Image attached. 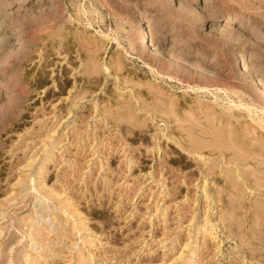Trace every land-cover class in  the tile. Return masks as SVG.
Segmentation results:
<instances>
[{
  "label": "rangeland",
  "instance_id": "obj_1",
  "mask_svg": "<svg viewBox=\"0 0 264 264\" xmlns=\"http://www.w3.org/2000/svg\"><path fill=\"white\" fill-rule=\"evenodd\" d=\"M192 2L0 0V264H264V0Z\"/></svg>",
  "mask_w": 264,
  "mask_h": 264
},
{
  "label": "bare ground",
  "instance_id": "obj_2",
  "mask_svg": "<svg viewBox=\"0 0 264 264\" xmlns=\"http://www.w3.org/2000/svg\"><path fill=\"white\" fill-rule=\"evenodd\" d=\"M48 1H52V0H48ZM169 1H172V0H169ZM183 1V0H182ZM191 1H196V0H191ZM163 2V1H162ZM192 2V3H193ZM155 3V2H154ZM173 3H174V1H173ZM165 4V3H164ZM180 4V3H179ZM179 4L178 5H175L177 8H179L180 9V7H178L179 6ZM186 4V3H185ZM185 4L183 5V4H181V5H183V6H185ZM202 4H203V14L201 15H199V13L197 12V9L196 8H189L190 6H188V7H184V9L185 8H187L185 11H184V13L185 14H188V15H190V16H196L197 18H204V17H208L210 14H208V13H206V12H208V10L210 9V8H212V6L214 5L213 4V2H212V0H202ZM152 5H153V3H152ZM172 5V4H171ZM160 6H162V4H160ZM183 6H181V8L183 7ZM52 7V6H51ZM164 7V6H163ZM172 7V6H171ZM191 7H193V6H191ZM195 7V6H194ZM50 8V7H49ZM160 8V7H159ZM165 8V7H164ZM167 8H168V5H167ZM166 9V8H165ZM176 9V8H175ZM178 9V10H179ZM50 10H52V9H50ZM80 10V9H79ZM16 11V10H15ZM20 11V10H19ZM52 11H54L55 13H56V11H57V8L55 9V8H53V10ZM51 11V12H52ZM81 11V10H80ZM79 11V12H80ZM85 11V10H84ZM179 11H181V10H179ZM199 11V10H198ZM18 12V11H17ZM48 12H50V11H48ZM173 12V11H172ZM178 12V11H177ZM182 12H183V9H182ZM156 13V12H155ZM175 13V12H174ZM180 13V12H179ZM16 14V13H15ZM53 15V14H52ZM56 15V14H55ZM157 15V14H156ZM184 15V14H183ZM182 15V16H183ZM216 16H219L218 15V13H216V12H214L213 13V16H211V18L212 19H215L216 18ZM210 17V16H209ZM225 18H226V22L228 23V26L226 27V29L225 28H223V30H224V32L226 33H224L225 35H231V37L232 36H234L235 34H234V32L236 31V27L234 26V25H236V24H239V26L237 27V28H243V27H245L246 26V23L247 22H245V21H242V20H239L238 19V16L237 15H232V14H230V13H225V16H224ZM210 18V19H211ZM184 19H185V17H184ZM147 21H150V19H147ZM175 21V20H174ZM173 21V22H174ZM201 21V20H200ZM20 22V21H19ZM176 23V22H175ZM143 24V23H142ZM178 24V23H177ZM149 27V26H148ZM146 28L147 30L146 31H143L142 29L144 28V26H141V24L139 25V30L140 31H142V33H141V36H140V39L139 40H141V42H140V44H139V49H140V53H143V54H145L146 55V57L147 56H149V58L151 57V59H152V57L154 58V57H156V58H159V59H163V60H169V58H170V56L168 55V54H164L163 52H161V47H162V45H163V43H165L164 41L166 40V37H163L162 39V42H155V40H156V37H155V35H154V33L149 29V28ZM178 29V28H177ZM179 29H180V27H179ZM33 31H34V29H33ZM174 31V30H173ZM178 31V30H177ZM177 33V32H176ZM179 33V32H178ZM209 33V32H208ZM239 33L241 34V31H239ZM138 35V34H137ZM172 35V34H171ZM177 35V34H176ZM179 35V34H178ZM237 35H239V34H237ZM170 36V35H169ZM222 36V35H221ZM169 38V37H168ZM177 38H178V36H176L175 38H173V39H171L170 40V42H172L173 44H172V46H176V44H177ZM228 38V37H227ZM250 39V38H249ZM252 39V38H251ZM167 41H169V40H167ZM216 41V40H215ZM218 41V40H217ZM258 41H259V43H258ZM253 42L254 43H258V44H264V36L260 33V34H258L257 35V37L256 38H254L253 39ZM21 44L22 45H20V46H23V44H24V42H22L21 41ZM27 44V43H26ZM261 45V46H262ZM23 48H25V46L23 47ZM263 48V47H262ZM22 49V47H20V50ZM28 49V48H27ZM6 50V49H5ZM11 50V49H10ZM9 50V51H10ZM15 50V49H14ZM17 50V49H16ZM264 50V49H263ZM15 52V51H14ZM18 52H19V49H18ZM23 52H25V51H23ZM21 53H22V50H21ZM4 54V53H3ZM10 54V53H9ZM16 54H18V53H16ZM15 54V55H16ZM2 55V54H1ZM5 55V54H4ZM7 55V57L9 56L8 54H6ZM24 55V54H23ZM11 56H13V55H11ZM254 56V55H253ZM19 57H21V56H19ZM24 57V56H23ZM6 58V57H5ZM11 58V57H10ZM155 58V59H156ZM253 57H250L247 61H250L251 59H252ZM1 59V58H0ZM3 59V58H2ZM7 59V58H6ZM5 59V60H6ZM19 59V58H18ZM148 59V58H147ZM171 59V58H170ZM180 59V58H179ZM218 59V58H217ZM220 59V58H219ZM8 60V59H7ZM15 60V59H14ZM13 60V61H14ZM4 61V60H3ZM175 61V60H174ZM177 61V60H176ZM246 61V60H245ZM245 61L243 60V59H241L240 60V63H238L237 64V69H238V71L241 73V74H244L243 76H245V73H247V75H248V73H250L251 72V83H250V86L249 87H251L252 89H254L255 90V92L257 91L258 92V94H259V96H260V98L264 101V82L261 80V78L259 77V78H256V76H254L253 74L255 73V71H259L258 70V68H260V67H258L257 68V66H255V68H254V66H250V65H247L246 63H245ZM2 62V61H1ZM7 62V61H6ZM15 62V61H14ZM178 62V61H177ZM176 63V62H175ZM174 63V64H175ZM219 63V62H218ZM5 64V63H4ZM172 64H173V62H172ZM176 64H179V62L178 63H176ZM181 65H182V63H180ZM186 64V63H185ZM196 64V63H195ZM208 64V63H207ZM184 65V64H183ZM188 64H186L185 66H187ZM193 65V64H192ZM199 65V64H198ZM184 66V67H185ZM190 66H191V64H190ZM219 66V65H218ZM10 67V66H9ZM182 67V66H181ZM189 66H187V68H188ZM2 68V67H1ZM190 68V67H189ZM4 69V68H3ZM219 69V68H218ZM7 70V69H6ZM185 70V69H184ZM190 70H194L195 71V74L194 75H196L198 72H201V71H203V69H201L200 67H196V65L195 66H191V68H190ZM190 70H188L187 69V71L188 72H190ZM1 71V70H0ZM186 71V70H185ZM187 71H186V73H187ZM196 71H198V72H196ZM213 71H214V69H213ZM216 71V70H215ZM221 71V70H220ZM193 72V71H192ZM260 72V71H259ZM203 73V78H204V76L206 75V76H208V77H211L212 79L213 78H216L215 77V73L213 72L212 73V68L211 69H205L204 68V71L202 72ZM218 73V72H217ZM199 74H201V73H199ZM246 75V76H247ZM243 76L242 77H239V80H242V81H245L244 79H243ZM249 76V75H248ZM261 76V75H260ZM10 77V76H9ZM192 77V76H191ZM199 77V76H198ZM193 78V77H192ZM255 78V79H254ZM12 79V78H11ZM200 79V78H199ZM201 79H202V77H201ZM206 79V78H205ZM205 79H204V81H205ZM211 79V80H212ZM220 79V78H219ZM189 80V79H188ZM195 80V79H194ZM214 80V79H213ZM212 80V81H213ZM223 80V79H222ZM12 81V80H11ZM8 82V83H6V84H4V88H3V95H4V97L5 98H7L8 100H13L14 98L13 97H15L16 96V92H15V94L13 93L14 92V90H16V89H18L17 88V86H19V85H17L16 84V80L14 79V81L13 82ZM217 81H218V79H217ZM187 82V81H186ZM200 82V81H199ZM209 82V81H208ZM223 82V81H222ZM230 82H231V80H230ZM233 82V81H232ZM239 82V81H238ZM237 82V83H238ZM204 83V82H203ZM214 83V82H213ZM219 83V82H218ZM244 84L246 85V86H248L246 83H243V86H244ZM204 85V84H203ZM205 85H207V83L205 84ZM211 85H212V83H211ZM216 85H217V83H216ZM231 85V84H230ZM238 85V84H237ZM226 86V85H225ZM242 86V87H243ZM241 87V86H240ZM246 91V90H245ZM251 91V90H250ZM253 91V90H252ZM251 91V92H252ZM19 92V91H18ZM254 92V93H255ZM254 93H253V95H254ZM257 94V93H256ZM18 95V94H17ZM250 95V94H249ZM258 96V97H259ZM16 98V97H15ZM16 101V100H15ZM15 101H14V103H15ZM259 102H262V101H259ZM255 103V102H254ZM8 104V103H7ZM264 107V106H263Z\"/></svg>",
  "mask_w": 264,
  "mask_h": 264
}]
</instances>
